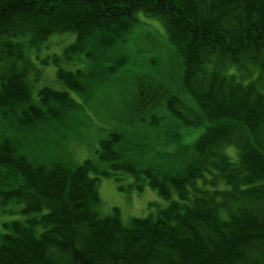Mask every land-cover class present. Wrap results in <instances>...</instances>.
<instances>
[{
  "label": "trees",
  "instance_id": "16d2710c",
  "mask_svg": "<svg viewBox=\"0 0 264 264\" xmlns=\"http://www.w3.org/2000/svg\"><path fill=\"white\" fill-rule=\"evenodd\" d=\"M140 14L178 56V91L134 74L131 120L97 114L94 159L77 162L66 144L90 102L106 105ZM56 33H74L53 55L58 86L36 87L30 49ZM185 130H199L188 144ZM118 173L165 205L102 215L98 182ZM13 211L0 264H264V0H0V214Z\"/></svg>",
  "mask_w": 264,
  "mask_h": 264
},
{
  "label": "rangeland",
  "instance_id": "374dc122",
  "mask_svg": "<svg viewBox=\"0 0 264 264\" xmlns=\"http://www.w3.org/2000/svg\"><path fill=\"white\" fill-rule=\"evenodd\" d=\"M140 20L141 22L129 34L126 42L117 47L120 53L128 56L129 62L118 75L114 76L111 87H108V92L104 93L100 102L106 101V105L101 107L93 101L90 102L86 107L87 113L85 112L89 118L84 121L79 138L66 144V149L77 162L95 156L93 150L100 136V127H107L98 122V115L101 118L104 109L112 112L109 115L119 123L131 120L128 102L133 97L130 98L129 95L134 86V82H132L134 74L155 79L154 83H157L159 88L168 89L171 93L178 91L179 59L171 44L165 39L161 24L154 18H146L141 14ZM73 38L74 33H56L30 49L32 58L37 56L34 59L35 66L41 67L35 78L36 87L45 84L58 86L53 55H60L64 46L71 43ZM43 60L47 62L44 64ZM142 81L147 83L148 79L145 78ZM102 121H108V119L104 117ZM161 122L164 124V121ZM166 127L160 125V128L164 130L165 137L176 130L175 126H170L172 129ZM198 131L185 130L183 137L185 144L190 143ZM231 148H228L229 151L234 153ZM116 177L119 179L102 177L98 182L101 199L99 212L102 215L108 214L116 207L120 211L122 220L126 222L132 217L154 215L160 207L165 205V201L159 197L157 191L147 184H142V188L139 189L133 184L132 177L129 175L118 173ZM11 206L12 204L9 203L6 207ZM19 217V212H5L0 214V221Z\"/></svg>",
  "mask_w": 264,
  "mask_h": 264
},
{
  "label": "bare ground",
  "instance_id": "6f19581e",
  "mask_svg": "<svg viewBox=\"0 0 264 264\" xmlns=\"http://www.w3.org/2000/svg\"><path fill=\"white\" fill-rule=\"evenodd\" d=\"M138 24H139V23H138ZM138 24H137V25H138ZM137 25H135V27H136Z\"/></svg>",
  "mask_w": 264,
  "mask_h": 264
}]
</instances>
